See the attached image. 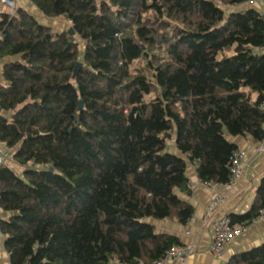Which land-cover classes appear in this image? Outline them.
<instances>
[{"label": "trees", "instance_id": "1", "mask_svg": "<svg viewBox=\"0 0 264 264\" xmlns=\"http://www.w3.org/2000/svg\"><path fill=\"white\" fill-rule=\"evenodd\" d=\"M31 1L72 33L22 9L0 20L11 264L160 261L181 244L149 220L192 218L177 196L189 191L187 161L203 183L226 185L238 151L229 138L264 139V13L250 0ZM261 211L264 181L231 220ZM228 264H264V245Z\"/></svg>", "mask_w": 264, "mask_h": 264}, {"label": "crops", "instance_id": "2", "mask_svg": "<svg viewBox=\"0 0 264 264\" xmlns=\"http://www.w3.org/2000/svg\"><path fill=\"white\" fill-rule=\"evenodd\" d=\"M14 1L16 11L22 9L31 12L41 23L50 25L52 29L55 28L57 33L66 32L71 28V23L65 19L45 17L31 0ZM253 6L261 10L260 5ZM238 10L235 8L232 12ZM11 13V8L0 1V20L3 16L11 15ZM1 40L2 35L0 34ZM9 61L7 57H0V87L5 85L4 69ZM229 140L238 147V150L246 153L242 178L233 184H205L200 180L193 163L187 161L189 191L178 192L177 196L193 208L192 218L187 224H181L175 218L160 221L149 220V223L155 227L157 234L168 235L179 241L181 247L175 249L194 248V252L184 260L166 259L164 257L161 259L163 260L162 264H228L234 257L264 245V221L256 220L248 223L244 233L228 245L222 254L214 255L210 250L213 242L212 224L224 218L231 219L233 216L239 217L248 214L256 201L259 187L264 181V152L258 153L257 141L251 136L230 137ZM0 148L4 149L1 143ZM169 151L187 159L177 149L175 140L171 142ZM11 159L6 161V164ZM3 212L0 208V219ZM5 242L6 238L0 230V264H11V258L5 249Z\"/></svg>", "mask_w": 264, "mask_h": 264}, {"label": "built area", "instance_id": "3", "mask_svg": "<svg viewBox=\"0 0 264 264\" xmlns=\"http://www.w3.org/2000/svg\"><path fill=\"white\" fill-rule=\"evenodd\" d=\"M2 3L9 6L12 10L11 15H15V1L14 0H0ZM257 0H250V5H255ZM261 4V10L264 13V3ZM261 108L264 110V102L261 105ZM257 151L258 153L264 152V139L257 141ZM12 158V154L9 151H6L0 148V167L3 164ZM246 158V153L240 150L236 151L231 158V174L232 181L229 184H233L242 178L244 174V161ZM257 221H264V211L260 212V216ZM255 220V221H256ZM248 224H235L230 218H224L221 220H217L212 224L213 229V242L210 247L211 252L214 255H220L226 249L228 245H230L235 239L240 237L244 231L246 230V226ZM194 252V248H182L175 249L173 248L169 253L165 256L166 259H179L184 260L188 255ZM163 260L157 261L153 264H162Z\"/></svg>", "mask_w": 264, "mask_h": 264}, {"label": "rangeland", "instance_id": "4", "mask_svg": "<svg viewBox=\"0 0 264 264\" xmlns=\"http://www.w3.org/2000/svg\"><path fill=\"white\" fill-rule=\"evenodd\" d=\"M230 12H232L233 11V9H231V10H229ZM54 30H55V32H58L55 28H53ZM68 30H70V28L68 29ZM74 40L76 41L77 40V43L79 44V45H82V41H80L79 39H78V37L77 38H74ZM171 147V143H170V146H169V148Z\"/></svg>", "mask_w": 264, "mask_h": 264}, {"label": "water", "instance_id": "5", "mask_svg": "<svg viewBox=\"0 0 264 264\" xmlns=\"http://www.w3.org/2000/svg\"><path fill=\"white\" fill-rule=\"evenodd\" d=\"M71 33H72V29L70 28V30H69ZM82 67V65L81 64H79L78 66H77V68H76V74L79 72V70H80V68ZM82 104V103H81ZM0 113H1V108H0Z\"/></svg>", "mask_w": 264, "mask_h": 264}]
</instances>
